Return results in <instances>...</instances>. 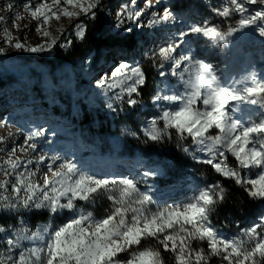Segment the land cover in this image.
<instances>
[{"label":"rangeland","instance_id":"1","mask_svg":"<svg viewBox=\"0 0 264 264\" xmlns=\"http://www.w3.org/2000/svg\"><path fill=\"white\" fill-rule=\"evenodd\" d=\"M109 2L113 7L104 0H0V74L27 86L35 77L32 61L82 39L95 16L109 21L113 34L138 35L143 46L136 52L127 57L108 51L93 70L96 97L116 104L131 95L143 79L141 60H152L166 87L145 134L156 138L164 121L195 143L185 155L238 185H254L259 212L254 220L245 215L240 229H221L208 207L223 192L200 169L186 180L167 174L157 158L123 155L119 139L104 138V150L91 149L89 131L75 137L63 126L51 127L44 116L24 117L0 92V109L9 108L0 118V180L9 166L22 164L21 185L54 213L68 214L60 217L65 223L59 239L44 244L39 264L78 251L79 264H161L145 249L124 259L142 232L157 248L172 250L167 264L174 256L176 264H190L197 256L190 247L208 244L231 264H255L264 254V0ZM140 14L147 15L143 22ZM95 58H87V69ZM43 84L53 87L48 79ZM159 181L175 186L163 190ZM96 189L104 191L95 197L102 206L94 213L86 200Z\"/></svg>","mask_w":264,"mask_h":264},{"label":"trees","instance_id":"2","mask_svg":"<svg viewBox=\"0 0 264 264\" xmlns=\"http://www.w3.org/2000/svg\"><path fill=\"white\" fill-rule=\"evenodd\" d=\"M104 1L106 7H113L109 0ZM142 46L138 35L113 34L110 22L95 16L86 22L82 39H72L68 48L58 44L51 56H40L32 61L35 77L27 86L10 74H0V92L14 101L13 111L22 112L24 117L44 116L51 127L63 126L66 133L75 137L89 131L94 135V146L88 144L91 149L104 150V138L111 141L119 139L123 155L132 158L142 153L148 161L157 158L167 174L175 172L186 180L195 173V169H200L207 182L212 181L223 192L221 199L210 201L211 221L221 229H240L248 221L245 215L249 214L253 220L257 218L259 193L256 187L249 183L238 185L231 179L222 178L211 164H200L194 161L193 156L185 155L193 153L195 143L178 137L179 133L164 121L158 124L161 134L156 138L145 134L148 120L158 115L155 110L166 87L162 73L157 65L153 66L152 60H141L143 79L131 95H124L116 104L113 100L96 97V90L90 83L91 73L103 64L105 54L113 51L129 57ZM92 53L96 58L87 69L84 64ZM45 79L53 87L44 85ZM131 100L134 102L132 105ZM7 109H0V118ZM21 167L22 164H12L5 179L0 180V264H39L45 254L44 244L62 235L65 220L60 217L68 216L66 213H54L37 193L31 192V187L21 185L17 176ZM174 184V181L165 185L159 181L158 186L165 190ZM103 191H91L86 200L88 210L96 213L97 206H102L94 200ZM142 234L144 237L136 248L123 246L124 250L128 247L124 259L129 260L145 249L155 252L161 264H167L166 259L173 255L172 250L157 248L148 242L150 236L145 232ZM190 248L197 254L195 259L189 260L190 264H231L225 254L212 251L209 244ZM182 253L181 257L187 258V252L183 250ZM81 257L82 252L78 251L75 257L60 256L48 264H79ZM174 257L172 264L179 259ZM255 264H264V254Z\"/></svg>","mask_w":264,"mask_h":264},{"label":"bare ground","instance_id":"3","mask_svg":"<svg viewBox=\"0 0 264 264\" xmlns=\"http://www.w3.org/2000/svg\"><path fill=\"white\" fill-rule=\"evenodd\" d=\"M146 1H147V0H143V2H146ZM144 4H145V3H144ZM144 4H143V5H144ZM149 4H150V3H149ZM146 5H147V4H146ZM159 7H160V6H159ZM146 16H147V15H141V14H140V15L138 16V19H139L140 21L143 22L144 19L146 18Z\"/></svg>","mask_w":264,"mask_h":264}]
</instances>
